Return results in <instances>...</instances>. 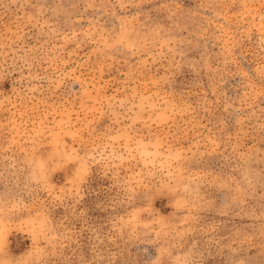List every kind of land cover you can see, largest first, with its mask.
Instances as JSON below:
<instances>
[{
  "label": "rangeland",
  "instance_id": "rangeland-1",
  "mask_svg": "<svg viewBox=\"0 0 264 264\" xmlns=\"http://www.w3.org/2000/svg\"><path fill=\"white\" fill-rule=\"evenodd\" d=\"M0 264H264V0H0Z\"/></svg>",
  "mask_w": 264,
  "mask_h": 264
}]
</instances>
